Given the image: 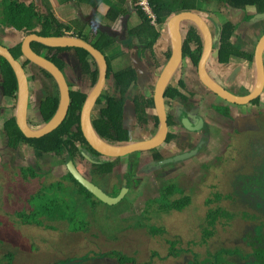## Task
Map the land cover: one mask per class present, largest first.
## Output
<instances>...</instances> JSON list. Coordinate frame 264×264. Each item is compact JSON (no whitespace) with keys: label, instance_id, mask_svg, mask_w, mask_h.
Segmentation results:
<instances>
[{"label":"flooded vegetation","instance_id":"obj_1","mask_svg":"<svg viewBox=\"0 0 264 264\" xmlns=\"http://www.w3.org/2000/svg\"><path fill=\"white\" fill-rule=\"evenodd\" d=\"M7 1L8 0H0V25H2V28L6 26V24H4L1 19L3 17V12L6 9L5 2ZM241 10L244 17L236 21V27H241V32L239 31L241 34L237 43V45L239 46V54L235 55V57L230 56L227 61H223L221 59V37L219 43L215 40V36L218 33L219 26L216 22V19H214L213 17L204 19L210 27L212 37L211 50L205 64L206 71L209 76L222 84L232 94L237 96H244L251 92L257 78L256 68L254 64V51H241L243 47H241L242 44L241 46L239 45L240 39L242 41H247L248 43H257L261 34L264 33L262 25L263 17H257V19H255L254 21L250 20V18L254 14L260 13L259 11H257L256 6L246 7ZM250 11H253V13L250 14ZM82 17L85 18L86 16ZM170 17L171 16L166 17L163 19V21H160L157 16L154 22H152L147 17L149 21L147 26L141 34H138L134 29L139 27V25L142 24V21H140L138 25L131 27L128 25V18L122 17L120 21V29H118L113 25V23L109 25L112 27L110 28L108 25H102L101 23H98L96 20L88 16L89 21H92L90 27L92 30H94L93 34L103 37L104 39L102 40L105 43L111 42L112 44V42L120 40L124 45L122 47L123 51L121 54L123 56H126H121L119 53L120 48H115L114 45L111 46V51L108 52V56L107 53L103 51V49L99 45H96L92 41H89L86 37L77 35L99 48L106 56L108 62L106 83L104 84L100 95L97 97L91 111L92 124L100 136H102L100 132L101 120L108 119L110 117V112L116 111L119 108V105H121V112L117 114L116 118H121L122 126L128 131L129 134L128 140L134 141L146 139L153 136L158 130L159 119L157 124L154 122V116H157L154 102V92L159 75L172 52L171 40H168L169 46L164 63H159L156 52L158 46L161 45L163 41H167V39L164 40V36L169 34L168 23ZM227 19L232 22L230 18ZM218 20L220 21L223 32V17L218 16ZM256 22H258V24L255 25ZM243 23H245V25H243ZM10 27H12V25ZM2 28L0 27V44L6 46L11 54L16 59L20 60V63L22 64L23 70L27 77L29 90L27 113L30 108L31 87L42 90L41 95L38 97H36V93L34 91L37 115L40 120L38 126H40L47 121L45 120L44 112H42V109H44V107L47 105L49 98L52 95H58V103L52 115L49 117L51 118L58 108L60 92L58 84L52 74L47 70L37 66L36 64L31 63L23 55L22 43L24 37L30 34V32L37 33L36 31L38 29L37 27L33 29L24 27L27 31H25V33L23 32V37H21L18 41L9 44V42L6 43L4 39ZM259 28H262L263 31ZM191 29L196 30L200 37V42H190L192 51L187 52V49L185 48V40L188 37ZM155 31L158 33L157 37L153 34ZM180 31L183 39V60L178 71H176L165 90L168 135L163 144L158 147L129 153H139L138 161H142V164L137 171H133L135 162L133 159L128 160L127 166L124 167L123 163L122 165L119 163V160L124 156L111 158L109 156L101 154L88 143L83 133V129L81 126L82 107L99 77V69L96 59L90 54L93 57L95 65L98 69V76L96 78V81H93L88 74L83 72L80 59L76 55V48L81 47L66 46L62 47L63 49L54 47L51 52H48L45 49L38 48L35 45L36 41H30L31 49L36 53L49 59L50 57L55 55L59 60L62 61L63 64L61 66L60 63L52 60L60 67L67 80L71 95L69 108L72 104L73 97L81 100L80 108L78 110L80 121L79 123L73 125L70 135L65 136V138L72 137L71 139L73 140V144L77 147L75 154H72L73 147L71 151L69 148L65 149V153L61 156L53 153L57 158L56 161H63V167L67 169L68 172H70V170L67 163L69 160H72L75 163L77 169L86 178H88L95 185L99 186L105 193L110 196H117L124 187H127L129 191L131 185H133V187L135 186L134 184L141 186V194H143V190L145 187L144 181L146 183V181H150V179L147 177L146 180V175L142 173L141 170H144L148 175L155 171L161 179H169L170 177H173V171L169 169L170 167L178 165L183 159H187V161L191 159L193 160L191 164H196L195 162H197L196 160L198 156L200 158L205 156H214V154L216 153L215 150H213L214 144L221 141L222 137L225 138L227 134L230 135L231 133L236 132L239 134L238 137L245 134L247 135L246 140L250 143L251 153H254L255 155L253 157V161H250L251 168L246 167L242 164L236 165L237 170L241 169V172H243L242 174H240V172H237L236 176H234V181L237 182V188L238 186L246 185L252 179H256L259 176H261L262 180H264V146L260 137V131L264 125V117L262 116L264 115V81L258 95L250 98L248 101L241 103L231 101L229 102L226 99L220 97L217 93L208 88L201 79L200 61L203 56L205 47L201 30L192 21H184L181 23ZM234 32L236 33V31ZM217 50L218 54H215ZM66 56L74 57L78 66L74 68L70 66V62L68 61ZM231 58H235L238 62H246L249 64V66L253 65L252 75L254 74V81L249 87H247L244 74H241L237 78V83L232 84L230 82L232 80H230L229 77L227 79H224L225 76L221 75L220 71L217 69H221L225 65L229 64L228 62L229 60H231ZM262 59L264 74V50ZM4 60L8 61L5 57L0 55V115L2 114V111H5V122V120L10 118L12 106H14V114L16 112L15 103H12L13 101H15L16 97L14 99H11L5 94L7 73L11 75V73H9L11 72L9 68H11L14 73L16 85L17 79L11 64L8 62V64L10 65V67L8 66V68ZM115 63L119 64V66L115 65ZM110 66L112 67V69H110ZM152 66L161 67L160 72L156 73L152 69ZM123 70L124 74L128 76L125 78L122 77V81H117L115 73ZM140 70L142 71L141 73ZM238 71L239 66L237 65L235 74ZM46 72L50 73L51 76L46 74ZM68 75H71L70 78L67 77ZM39 76H43L46 79H43L41 81V78ZM83 76L88 82L86 80H83ZM129 76L130 78H132L131 82H127ZM36 78H38L40 81L38 87L35 86ZM232 78H234V75L232 76ZM127 83L129 84V86L123 91V84ZM152 83H154V87H152ZM211 95L214 97H211ZM216 97L221 100H225L227 103L224 101L220 102ZM151 98L153 102L150 101ZM225 103L228 105H226ZM205 105L207 107H205ZM67 115L65 119L67 118ZM27 123L29 126L33 128L35 127L29 122L28 115ZM79 127L83 137L85 138V141H78L75 137L72 136L73 132H79ZM137 134H142L143 136L139 137ZM102 137L104 138V136ZM124 141L111 140L110 142ZM161 149L162 155L158 156L156 153H158V151H160ZM193 150H196L194 154L178 158L181 155L189 153ZM254 159L258 161V163L254 162ZM110 162L113 163L111 164V168L108 169L110 167ZM36 163L39 164V162L33 161L31 163H28L27 165L31 168V170H33V172L36 173V175L51 174L50 172H48L50 171L48 170V168L41 170V166L35 165ZM142 167L144 169H142ZM67 170L66 173L68 174ZM249 170H251L252 172L248 173ZM130 172L132 174H129ZM133 172L135 173L133 174ZM31 179H37V177ZM38 180L42 181V178ZM58 180L62 181L63 179L60 177L58 178ZM64 181L69 183L68 180ZM167 186L168 185L162 186L161 190L163 189V187ZM174 186L177 187L176 184ZM128 191L126 192L125 196L127 195ZM141 194H137L136 197ZM123 198L119 202L114 204L122 203ZM151 198L152 197H149L148 200ZM102 202L106 203L104 201ZM128 207H130V203ZM127 215V212H123L119 213L118 216L125 218ZM99 260H104V264H108V262H110V259L105 260L102 258Z\"/></svg>","mask_w":264,"mask_h":264},{"label":"rangeland","instance_id":"obj_2","mask_svg":"<svg viewBox=\"0 0 264 264\" xmlns=\"http://www.w3.org/2000/svg\"><path fill=\"white\" fill-rule=\"evenodd\" d=\"M92 7L99 8L101 12L106 11V14H98V19H100V16L104 18H107L105 16L111 18L114 16L117 20L114 26L120 29L122 17L117 16L116 12L110 11L109 13V10L107 8L103 9L97 1L94 2ZM109 7L111 8V6ZM197 7L204 8L206 4L199 3ZM38 8L40 10L36 9L41 12H49L46 8L39 6ZM230 10L234 9L228 8L227 13ZM252 13L253 11H250V14ZM230 14L233 13L230 12ZM76 17L78 18L65 17L69 20L63 23L64 33L81 34L82 37H86L89 41L99 45L108 56L111 46L114 45L115 48H120L119 53L123 56L121 53L124 45L120 40L114 41L112 44L111 42L105 43L102 40L103 37L93 34L94 30L90 27L92 21H89L88 16L84 18L77 13ZM0 27L2 28V25ZM239 30L241 31V27L235 28L236 34L240 37L237 33ZM7 31H10V29H6L4 26L2 28L4 39L11 43L12 40L7 39ZM23 31H27L26 28H23ZM168 46L167 40L166 42L163 41L157 48L156 55L160 64L166 60ZM66 57L70 62V66L73 68L78 66L74 57ZM115 65L119 66L117 63ZM152 69L159 73L161 67L152 66ZM70 76L67 77L70 78ZM39 77L41 81L46 79L43 76ZM83 80H86L85 77ZM39 84L40 81L36 78L35 86L38 87ZM151 85L154 87V83ZM34 91L36 97L42 93L41 89L31 87L30 108L27 115L31 125L36 127L39 125L40 120L37 115ZM211 97L214 96L211 95ZM217 100L226 102L219 98ZM12 103L16 104L15 101ZM205 107L207 106L205 105ZM11 108L14 109V106ZM262 116L264 117V115ZM4 119L5 111H2L0 115V258L5 254L12 253L14 255L13 264H55L68 258L81 257L90 253V260L84 264H104V260H97L96 255L115 250L134 258L137 264L147 262L151 264H192L190 261L193 260L195 255H197L199 262L210 257L207 260L208 264H214L221 249L225 248L227 252L229 251V254L224 250L225 254L223 252L221 255L224 259L227 257V264H243L242 260L244 258H241V256H246L252 252V248L259 245L257 243L251 245L250 237L253 236L251 232L253 225L264 221V209H260V207L255 209V205L251 203H241L235 194L237 182L234 181V176L237 172L243 173L241 169L237 170L236 165L242 164L251 168L250 161H253L255 156L254 153H251L246 134L240 137L236 132L230 135L227 134L225 138L222 137L221 141L214 144L213 150L216 152L214 156L202 158L198 156L196 164H191L193 161L191 159L189 161L187 159H185L186 161L181 160L178 165L169 168L173 171V177L169 179H161L155 171L148 175L144 170H141L146 175V180L147 177L150 179L146 183L144 181L143 194H141V186H134L130 188L122 203L114 205L100 203L98 208H93L89 205L83 206L81 202H70L66 191H53V189L45 187L44 183L55 182L61 177L65 188L70 191V182L64 181L67 173L63 167V161H56L57 158L52 153H41L24 145L17 149L8 148V138L3 131ZM138 136L143 135L139 134ZM260 137L264 146V125L260 131ZM138 154L133 153L124 156L119 160V163L121 165L123 163V166L126 167L128 160L133 159L135 161L133 171H137L142 164V161H138ZM156 154L158 156L162 155V149ZM33 161L39 162L35 165H40L41 170L48 168L51 173L36 175L37 179L44 176L40 184L35 179H28L29 177L26 175L28 173L26 170L27 165ZM254 162L258 163L255 159ZM142 169L144 168L142 167ZM251 172V170L248 171V173ZM258 178L260 179L258 183L264 184L262 177L259 176ZM175 184L177 187L174 191L172 186ZM164 185L168 186L163 187L161 190ZM36 191L39 193L37 197L41 196V200H44V193L46 192L54 199L59 198V196H66L64 200L70 202L68 213L71 212L74 217L71 225L67 220L50 221L43 215H39V220L43 221L41 224L23 222L16 211L24 209L25 213H28L30 205L27 199ZM165 191L171 193L170 199H178L186 194L190 195L191 202L183 210L175 208L166 211L161 210L160 204L163 203V200L168 201V198L163 197ZM218 192L222 195L221 199H215ZM137 194L141 195L136 197ZM149 197H152L150 202H148ZM209 199L214 200L210 203L208 202ZM240 199L246 201L242 196H240ZM35 202L36 199L32 201L31 205L34 206ZM129 203L130 207H128ZM218 204H221L235 215L231 218L221 217L215 226L214 234L205 238L206 213L210 207ZM123 212L128 213L125 218L118 216L119 213ZM246 213L253 217L245 218ZM137 215H141V217ZM49 223L52 226L55 225L56 229L49 228L50 226L46 225ZM74 225H78L77 229L73 228ZM151 225L164 228V231L152 233L150 230ZM246 237L250 240L248 243ZM171 241H176V250H184L177 257L170 255ZM234 248L241 249L236 256L232 251ZM153 252H156L157 256H154L151 261ZM112 260L110 259L108 264H116V261ZM2 264L6 263L2 262Z\"/></svg>","mask_w":264,"mask_h":264},{"label":"trees","instance_id":"obj_3","mask_svg":"<svg viewBox=\"0 0 264 264\" xmlns=\"http://www.w3.org/2000/svg\"><path fill=\"white\" fill-rule=\"evenodd\" d=\"M96 0H93V3ZM121 2L126 0H120ZM134 5V10L138 13L142 24L139 25L136 29V33L141 34L145 27L148 24V18L147 15L144 13V11L138 6V0H131ZM153 11L157 14L160 21H163L164 18L171 16L176 11H181L185 9H194L196 7V3L198 0H148ZM225 6L227 8H233L235 10H241L246 7L256 6L257 11L261 12L264 11V0H223ZM6 9L3 12L2 21L4 24L12 25L16 29L21 30L24 27L33 29L35 27H40L36 32L41 35H61L64 33L63 30V23L60 22L53 14L52 12H41L38 11L33 4H29L26 6L25 4L19 2L18 0H8L5 2ZM94 5V4H93ZM195 5V6H194ZM111 11V10H110ZM109 11V13H110ZM115 12V11H113ZM112 12V13H113ZM126 13L124 10L120 11L119 14ZM119 14L116 15L119 16ZM110 17V16H109ZM112 19H115L113 16ZM236 26L230 22L225 16L223 17V32L221 35V51H222V57L221 59L223 61H227L230 55H237L239 54V46L238 43V36L234 32ZM154 36L157 37L158 33L155 31ZM81 35V34H78ZM152 35V32H151ZM236 38V40H233ZM195 41L196 43L200 42V37L195 29H191L189 32L188 37L185 40V48L187 49V52H191V46L190 42ZM35 45L40 49H45L48 52H51L54 47L43 45L39 42H35ZM58 49H63L62 47H59ZM77 51V57L80 59L81 66L83 69V72L88 74L90 78L93 81H96V78L98 76V69L95 65L93 57L90 55V53L84 49V48H76ZM51 60L57 61L62 66V61L57 58V56L50 57ZM6 66L10 67L8 64V61L4 60ZM8 67V68H9ZM110 69L112 67L110 66ZM11 72V75L7 73V80L5 83V94L11 98L14 99L16 97V80L13 71L11 68H9ZM122 70V69H121ZM49 76L50 73L46 72ZM115 76L117 78V81H122V77L125 78L128 75L124 74L123 71H118L115 73ZM132 78L130 76L127 79V82H131ZM129 86V84H123V91ZM57 91V90H56ZM151 102H153L152 98L150 99ZM80 102L81 100H78L77 98L73 97L72 104L69 108V112L67 115V118L62 122V124L52 132L38 137V138H28L23 135V132L20 130L16 123L14 110H11L10 118L5 120L3 124V131L5 132V135H7L8 138V147L17 149L21 145L25 147H30L36 151H40L41 153L50 154L55 153L58 155H63L65 153V149L72 150V154H75V151L77 150V147L73 144V140L70 138H65V136L70 135L72 132V127L74 124L79 123L80 116L78 113V110L80 108ZM58 103V95H52L49 98V101L47 105L42 109V112H44L45 120H48V118L52 115L53 111L55 110ZM121 112V105H119V108L114 111L110 112V117L108 119L101 120V134L104 136L107 140L112 141H124L129 139V134L126 129L122 126V120L121 118H116L117 114ZM154 122L158 123V117L154 116ZM73 137H75L78 141L83 140L85 141V138L82 135V132L79 127V132H73ZM71 154V155H72ZM113 162H110V167ZM26 170L28 173L29 178L36 177V173L31 170L29 166H27ZM67 170V169H66ZM50 172V171H48ZM68 172V170H67ZM45 175V174H42ZM28 178V179H29ZM44 178V176H42ZM66 180H68L69 187H71L70 191L65 188V184H63V181L57 180L55 182H51L49 184H45V187L47 186L48 189H53V191L56 190H62L66 191V194L69 197L70 202H81L83 206L89 205L93 208H98V204L103 203L101 200H99L92 192H90L86 187H84L74 176L71 172H68L67 176L64 177ZM39 184L41 181L38 179H35ZM72 182V183H71ZM136 187L137 184H134ZM133 185H131V188ZM174 191L176 190V186H172ZM48 191V190H47ZM65 193V192H63ZM37 194H39L37 191L30 195V197L27 199V202L30 205V211L28 213H25L24 209L17 210L16 213L18 216H20L23 219V222L26 223H34V224H41L43 221L39 220V215L45 216L50 221H64L67 220L69 224L74 221V217L72 216L71 212L69 211V204L70 202L67 200V202L64 200L65 197L59 196V198H51L49 193H44V200H41V196L37 197ZM171 193L163 192V197L168 198L167 200H163V203L160 204V209L166 211L167 209H179L183 210L185 207H187L191 202L190 195H182L181 198L178 199H170ZM60 195V194H59ZM229 196V195H228ZM37 197V198H36ZM58 197V196H57ZM215 199H221L222 195L221 193H216ZM230 197V196H229ZM35 205L32 206V201H35ZM151 199L148 200L150 202ZM214 199H209L208 202H212ZM167 203V204H164ZM16 210V209H15ZM235 214L229 212L226 210L221 204H218L214 207H210L208 209V212L206 213L205 219H206V227L204 228V235L205 238L214 234L215 226L218 222V220L221 217L225 218H231ZM140 216L141 215H137ZM252 215H249L248 213L245 214V218H251ZM255 219V216H254ZM50 226L51 228L56 229L55 225L46 224ZM79 225V224H78ZM78 225H74L73 228L77 229ZM252 231L254 235L250 238L251 245L253 243H257L259 245L256 246V248H252V252L248 253L246 256H241V258H244L242 260L243 264H264V221L261 223H256L252 227ZM258 228V231H257ZM150 230L152 233L156 232H163L164 228H159L156 225H151ZM249 240V241H250ZM248 241V242H249ZM175 243L176 241H171V249H170V255H173L175 257L179 256L181 252H183V249L176 250L175 249ZM227 252V249L222 248L221 252L218 254L217 259L215 260L214 264H227L226 260L227 257L224 259L221 254H225V251ZM234 255H238L240 253L239 248L232 249ZM229 254V251L227 252ZM157 256L156 252H153L151 254V261L153 260V257ZM230 256V255H225ZM98 259H113L116 260V264H137L134 260V258L120 252L111 250L108 252L101 253L100 255H96ZM210 259V257L206 258L202 262H199L197 259V255L194 256L193 260L190 261L192 264H208L207 260ZM14 255L12 253L5 254L2 258H0V264L2 262H5L6 264H13ZM88 260H90V253H87L84 256L81 257H73L68 258L65 261L56 262L55 264H84ZM223 261H225L223 263ZM145 264H151L149 262Z\"/></svg>","mask_w":264,"mask_h":264},{"label":"water","instance_id":"obj_4","mask_svg":"<svg viewBox=\"0 0 264 264\" xmlns=\"http://www.w3.org/2000/svg\"><path fill=\"white\" fill-rule=\"evenodd\" d=\"M230 12L238 13L240 12V10H230ZM128 16L129 14L127 13L124 18H128ZM211 17L216 19V22L219 25L218 33L215 36V40L219 43L222 34V27L217 15L212 14ZM257 17H264V12L254 14L250 18V20L254 21L255 19H257ZM205 18L206 17L204 16L203 11L197 9H185L182 11H177L171 15L168 23L169 34L164 36V40H171L172 52L159 75L154 92V102L156 107V113L159 119V127L153 136L142 140L110 142L109 140L100 136L95 130L92 124L91 111L96 102L97 97L100 95L104 84L106 83L108 62L104 53L92 43L72 33H63L61 35H41L35 32H30V34L24 37L22 43V51L24 57L31 63L36 64L37 66L50 72L56 80L60 92L59 105L54 115L49 118L44 124L34 128L29 126L27 123V105L29 90L27 77L23 70V66L20 63V60L16 59L6 46L0 44V55L5 57L11 64L17 79L15 118L18 127L23 132V135L25 137L38 138L44 136L50 133L51 131L55 130L63 122L67 115L71 102L70 89L65 75L60 69V67L49 58L41 56L40 54L33 51L30 46V41H36L43 45L53 47L75 46L86 49L96 59L99 69L98 80L92 88L91 92L89 93L81 111V126L88 143L101 154L109 156L111 158L121 157L135 151L148 150L160 146L166 140L168 135L165 90L176 71H178L183 60V39L180 31V26L181 23L184 21H192L199 27L203 34L205 47L203 51V56L200 61V74L202 82L212 91L217 93L220 97L226 99L229 102L231 101L241 103L248 101L252 97H255L261 90L264 81L262 62V54L264 50V33L258 39L254 49V64L257 73L255 85L251 92H249L248 94L244 96H237L232 94L222 84H220L218 81L209 76L206 71L205 64L206 59L211 50L212 37L210 27L208 23L204 20ZM109 27L112 28L111 26ZM215 54H218V50L215 52ZM141 72L142 71L140 70V73ZM195 151L196 150H193L189 153L181 155L178 158L192 155L195 153ZM67 165L73 176L84 187H86L90 192H92L100 200L106 203L114 204L119 202L128 191V188L124 187L117 196H110L105 193L99 186L95 185L88 178H86L77 169L75 163L72 160H69Z\"/></svg>","mask_w":264,"mask_h":264},{"label":"crops","instance_id":"obj_5","mask_svg":"<svg viewBox=\"0 0 264 264\" xmlns=\"http://www.w3.org/2000/svg\"><path fill=\"white\" fill-rule=\"evenodd\" d=\"M18 1L25 5L33 4L35 8L37 9H39L38 6L42 8H46V10L52 11V14H54L55 17L58 20H60V22L62 23L69 20V19H65V17L77 18L76 17L77 13L80 16H89L90 18L96 20L98 23H101L102 25L109 26L111 25V23H113L114 25L115 22L117 21L116 19H112L111 17L105 16V15L104 16L107 18L100 16V19H98L97 18L98 14L99 15L106 14V11L101 12L99 8H93L92 7L94 4L93 0H18ZM96 1L99 2V5H101L103 9L107 8L109 11L110 10L115 11L117 15L119 14L121 10L122 11L124 10L126 13L119 14V16L125 17V15L128 13L129 14L128 25L131 27L138 25L141 21L138 13L134 10L135 7L131 0H126L123 2H121L120 0H96ZM199 3H205L206 7L204 8L197 7V4ZM109 6H111V8ZM194 9L203 11L204 16L206 18H210L212 14L218 15L219 17L225 16L226 18H230L235 26H236V21L244 17L241 10L238 13H235V12H233V14H230V12L227 13L228 8L225 6L223 0H198L196 3V7ZM190 10H193V9H190ZM261 12H264V11H261ZM262 25L264 29V17H263ZM10 26L11 25H7V24L5 26L6 29H10V31H7V34H8L7 39L12 40V42H16L21 37H23V34L25 33V31H23V29L18 30L14 26H12L11 28ZM37 29H40V27L37 26ZM15 31H18V32H15ZM240 32L237 31L239 35L241 34ZM233 40H236V38H234ZM11 43L9 42V44ZM239 45L243 47L241 51L249 52L250 50L254 51L256 43L254 42L248 43L247 41H242L240 39ZM230 56L235 57V55H230ZM228 63L229 64L225 65V67H222L221 69L216 67L220 71L221 75L225 76L224 79H227L229 77V79L232 80L230 82L233 84V83H237V78L241 74H244L246 78L247 87H249L253 83L254 81V74L252 75L253 65L249 66V64L246 62L245 63L238 62L235 58H231V60H229ZM237 65L239 66V71L235 74L237 70ZM233 75H234V78H232ZM259 180H260L259 178L252 179L246 185L238 186L239 188L236 187L237 189L235 190V194L241 203L242 202L251 203L255 205V209L256 207H260V209H264V184L258 183ZM240 196L244 197L246 201H243L242 199H240ZM251 232L254 235L252 230ZM263 232H264V229H263ZM248 241L249 239H247L246 237V242L248 243Z\"/></svg>","mask_w":264,"mask_h":264},{"label":"built area","instance_id":"obj_6","mask_svg":"<svg viewBox=\"0 0 264 264\" xmlns=\"http://www.w3.org/2000/svg\"><path fill=\"white\" fill-rule=\"evenodd\" d=\"M138 6L144 11L147 17L154 22L157 18V14L153 11L148 0H138Z\"/></svg>","mask_w":264,"mask_h":264}]
</instances>
